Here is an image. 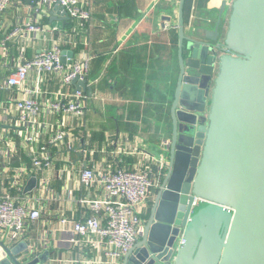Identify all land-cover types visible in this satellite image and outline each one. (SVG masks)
Listing matches in <instances>:
<instances>
[{
    "label": "crops",
    "instance_id": "0c3cea01",
    "mask_svg": "<svg viewBox=\"0 0 264 264\" xmlns=\"http://www.w3.org/2000/svg\"><path fill=\"white\" fill-rule=\"evenodd\" d=\"M54 4L43 8L38 0H12L0 19V38L25 21L46 27L18 34L6 42L5 49L0 45V81L20 59L58 41L61 52H66L65 61L90 57L86 86L91 90L81 88L86 94L83 115L54 111L50 105L59 98L61 74L42 72L41 93L34 95L41 106L34 143L27 141L30 130L17 124L11 105L22 89L6 87L0 92V198L8 194L41 211L17 239L3 241L7 245L26 243L19 258L47 251L46 264L52 259L59 264H109L104 239L91 234L71 240L73 221L93 214L81 198L104 196L99 183L82 187L79 173L85 166L100 172L120 167L151 170L158 184L142 212L143 220L147 218L164 177L158 179L154 158L163 154L168 159L172 134L171 107L179 73V0H81L80 5L91 13L80 30L74 29L69 17L57 13L60 7L53 8ZM183 8L186 35L197 36L217 24L220 34L224 33L229 6L221 12V0H185ZM51 16L59 25L50 22ZM53 25L57 28L52 29ZM35 80L36 72L31 71L23 87L33 86ZM73 88L72 83L66 89ZM60 121L66 134L51 147V166L33 168L31 147L47 144L61 127ZM155 148L161 152L156 154ZM18 166L27 167L28 172L16 175ZM33 177L35 183L27 189ZM63 216L66 222L62 223ZM123 256L114 264H121Z\"/></svg>",
    "mask_w": 264,
    "mask_h": 264
},
{
    "label": "water",
    "instance_id": "95a60500",
    "mask_svg": "<svg viewBox=\"0 0 264 264\" xmlns=\"http://www.w3.org/2000/svg\"><path fill=\"white\" fill-rule=\"evenodd\" d=\"M184 3L167 169L121 264H264V0H221L224 33L197 36L185 34ZM86 82L72 81L90 92ZM25 245L0 240V264H46L47 251L19 258Z\"/></svg>",
    "mask_w": 264,
    "mask_h": 264
},
{
    "label": "built area",
    "instance_id": "2783aa9c",
    "mask_svg": "<svg viewBox=\"0 0 264 264\" xmlns=\"http://www.w3.org/2000/svg\"><path fill=\"white\" fill-rule=\"evenodd\" d=\"M12 0H0V19ZM33 3L34 0H31ZM58 3L66 15L73 21L74 29L80 30L90 17V10L80 5L81 0H38L43 8L51 3ZM170 27V25H167ZM46 26L38 21H25L15 25L11 30L2 33L0 45L3 49L6 42L18 34L29 31H42ZM57 28L56 25L51 26ZM89 56L71 62L61 61V46L58 41L50 47L39 49L33 56L20 59L16 68L0 81V92L6 87L22 89V95L13 99L12 108L15 110L17 124L30 130L26 138L29 143L36 142V126L39 124L40 103L34 97L41 93V73L44 71H56L61 74V86L59 98L51 103V109L64 114L81 116L84 113V100L86 94L83 90L73 88L68 90L75 77L86 79L89 68ZM31 71L36 72L35 84L23 87L29 78ZM59 128L49 138L47 144L31 147V165L33 168L50 167L53 159L51 147L63 139L66 131L60 121ZM1 152V149H0ZM153 157V156H151ZM157 162L158 179L166 173L168 159L161 154L154 158ZM145 163V161L143 162ZM5 168V166H4ZM27 171V167L18 166L16 175ZM79 181L82 187L89 188L99 183L104 191V196L87 198L83 196L81 201L88 204L93 214L86 218H79L72 223L71 240L76 242L78 238L87 235H97L105 240L107 256L105 262L114 264L134 244L136 238L143 231L144 220L142 212L146 208L152 188L157 186V180L151 177V170L117 168L114 171L100 172L92 167L85 166L80 170ZM196 199V198H195ZM41 215L39 208L17 202L8 194L0 198V240L9 241L17 239L25 230L27 222L38 219ZM60 221L66 222L63 216ZM49 264H59L57 259H52Z\"/></svg>",
    "mask_w": 264,
    "mask_h": 264
},
{
    "label": "rangeland",
    "instance_id": "374dc122",
    "mask_svg": "<svg viewBox=\"0 0 264 264\" xmlns=\"http://www.w3.org/2000/svg\"><path fill=\"white\" fill-rule=\"evenodd\" d=\"M154 152H155L156 154H158L159 152H161V150H160L159 148H155V149H154Z\"/></svg>",
    "mask_w": 264,
    "mask_h": 264
},
{
    "label": "trees",
    "instance_id": "16d2710c",
    "mask_svg": "<svg viewBox=\"0 0 264 264\" xmlns=\"http://www.w3.org/2000/svg\"><path fill=\"white\" fill-rule=\"evenodd\" d=\"M183 11H184V8H183Z\"/></svg>",
    "mask_w": 264,
    "mask_h": 264
}]
</instances>
